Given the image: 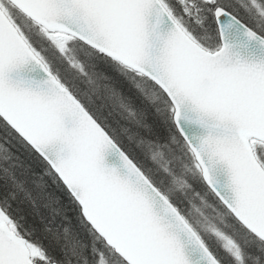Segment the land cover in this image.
Instances as JSON below:
<instances>
[{"label":"snow or ice","instance_id":"1","mask_svg":"<svg viewBox=\"0 0 264 264\" xmlns=\"http://www.w3.org/2000/svg\"><path fill=\"white\" fill-rule=\"evenodd\" d=\"M0 264H264V0H0Z\"/></svg>","mask_w":264,"mask_h":264}]
</instances>
